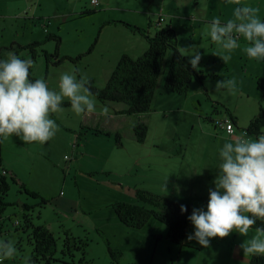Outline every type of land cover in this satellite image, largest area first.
<instances>
[{
	"label": "rangeland",
	"instance_id": "obj_1",
	"mask_svg": "<svg viewBox=\"0 0 264 264\" xmlns=\"http://www.w3.org/2000/svg\"><path fill=\"white\" fill-rule=\"evenodd\" d=\"M91 1L0 0V56L11 45L33 42H43L40 50L52 54L55 42L45 41V37L54 34L60 38V57L81 58L46 66L40 53L32 62L33 76L56 88L59 75L76 67L80 69L78 76L102 89L120 55L131 54L136 59L138 45L144 46L138 34L107 23L123 21L153 36L161 15L166 19L161 25L170 22L178 51L188 62L185 49L200 52L197 69L206 78L202 85L193 82L185 95L164 89L168 52L150 112L116 115L125 104L101 103L93 96L96 110L76 114L66 98L63 103L69 105L52 114L59 131L46 143H26L16 134L0 139V154L10 160L19 183L49 201L41 207L38 199L19 192L17 185L10 186L6 197L10 206L0 219V238L13 240L17 253L3 264H23V257L31 254L28 234L15 226V222L22 224L21 214L28 213L22 210L23 204L32 207L33 224L47 228L57 239L54 258L59 262L50 264H249L251 255L241 248L248 237L236 231L210 238L205 247L187 238L194 231L189 221L187 246L181 247L167 239L166 226L154 219L140 230L123 226L112 206L118 202L135 204L134 192L141 189L188 205L190 214L194 208L202 209L209 190L215 187L219 138L225 137L216 134L214 123L225 118L227 110L236 126L246 129L249 121L262 113L259 129L264 133V99L256 85L258 80L264 81V62L247 57L243 38L231 59L223 62V50L205 31L207 21L216 16L226 21L241 4L257 8V15L264 19V0H98L99 7H93ZM44 22L49 25L46 29ZM18 55L30 58L25 51ZM222 79L234 80L235 89L216 91V83ZM137 123L148 128L143 144L134 137ZM77 134L81 138L75 148ZM116 136L120 147L115 144ZM254 231L250 229L249 236ZM64 232L87 242L84 253L70 248V254L60 255ZM107 246L120 255L111 256Z\"/></svg>",
	"mask_w": 264,
	"mask_h": 264
},
{
	"label": "clouds",
	"instance_id": "obj_2",
	"mask_svg": "<svg viewBox=\"0 0 264 264\" xmlns=\"http://www.w3.org/2000/svg\"><path fill=\"white\" fill-rule=\"evenodd\" d=\"M257 12V8L241 4L234 8L232 18L224 21L216 16L206 22V35L223 50V62L231 59L241 38L247 57L264 62V19ZM185 52L192 68H197L200 52L195 48ZM31 67L30 58H21L14 51L0 56V139L16 134L26 143H46L59 131L52 114L63 111L66 98L76 114L96 110L87 77L77 75L79 68L62 72L57 87L50 88L44 78H30ZM235 87L234 80L222 79L215 90ZM103 112L107 114L108 109L105 107ZM218 159L215 187L209 190L206 205L194 208L187 217L194 226L187 238L207 247L210 238L236 231L248 237L241 244L245 254L264 255V227H256L249 236L251 226L264 219V134L253 138L242 133L226 139L218 150ZM180 211L185 212L186 206L181 205ZM16 253L13 240L0 238V264ZM23 264L34 261L26 255Z\"/></svg>",
	"mask_w": 264,
	"mask_h": 264
},
{
	"label": "trees",
	"instance_id": "obj_3",
	"mask_svg": "<svg viewBox=\"0 0 264 264\" xmlns=\"http://www.w3.org/2000/svg\"><path fill=\"white\" fill-rule=\"evenodd\" d=\"M110 23L122 25L130 33L138 34L147 44L144 53L136 59L127 54L120 56L104 88L98 89L94 86L92 80L88 81L87 86L91 93L101 103L125 104L126 108L123 111L116 112V115H142L150 112L168 52H171V54L163 77L164 89L176 95H185L188 93L190 85L193 82L199 83L200 85L203 84L206 76L197 68H192L187 58L180 54L176 46V33L170 24L161 25L163 23H159L158 19L156 31L153 36H150L144 28L136 27L123 21H111L107 24ZM45 39V41L55 42V49L52 54H47L40 50L43 42H33L26 46L16 45V47L11 45L6 50L14 51L16 54L25 51L30 55L32 62L41 53L45 59L46 66H59L64 61L75 62L81 58L80 55L76 58L60 57V38L54 34H48ZM30 78L35 79L32 74V67L30 69ZM263 83L264 81L260 80L256 82L257 89L262 93L261 100L264 99ZM68 105V103H63L65 107ZM260 111H262V108H260ZM224 114L225 118H228L236 125L235 119L231 118L227 110H225ZM261 114L249 121L245 129L249 135L257 136L263 134L259 129ZM217 124L218 127L222 128L219 126V122ZM133 133L136 142L143 144L148 133L147 125L137 123L133 127ZM80 138V134H77L74 141L75 148L78 147ZM115 144L117 147L121 146L117 136ZM11 185H17L19 192L24 193L26 196L38 199V205L41 207L49 203L48 200L41 198L37 193L28 190L24 184L19 183L12 172L10 173L5 170L0 154V219L7 206H10L6 202V197ZM134 194L136 199L135 204L118 202L112 206V210L119 223L127 228L140 230L150 220L154 219L166 226L167 239L171 243L181 247L187 246L185 242L186 229L189 222L187 217L190 215V207L188 205H184L186 206V211L182 213L180 211V206L183 205L182 203L163 195L141 189L135 190ZM22 210L28 211V213L23 212L21 214L22 224L15 222V226L20 228L23 233L28 234L27 243L32 247L30 256L34 263L44 262L45 264H50L51 262H59V260L54 258L57 252V239L54 238V235L47 228L33 224V217L31 215L32 207L23 204ZM258 226L264 227V219H258L257 223L251 226L250 229L255 230ZM63 243L64 249L60 251V255L63 257L65 256V252L70 254V248L84 253V249L87 246V242L73 238L65 232ZM107 251L111 256L116 254L120 255V252L111 249L109 246H107ZM81 261L82 259L79 260V262ZM64 264L66 263L64 262ZM249 264H264V255H251Z\"/></svg>",
	"mask_w": 264,
	"mask_h": 264
},
{
	"label": "crops",
	"instance_id": "obj_4",
	"mask_svg": "<svg viewBox=\"0 0 264 264\" xmlns=\"http://www.w3.org/2000/svg\"><path fill=\"white\" fill-rule=\"evenodd\" d=\"M161 16V15H160ZM160 16H158V18L160 17ZM164 17V16H163ZM164 21H165V23H166V19H164ZM47 22H44L43 23V27H44V29H46L48 26H47V24H46ZM168 24H170V22H167ZM170 26H171V24H170ZM172 28V27H171ZM144 41V46L143 45H138V49L140 50V52L139 53H136V54H138L139 55V57L144 53V51L146 50V48H147V44H146V42H145V40H143ZM122 54H126V53H122ZM121 54V55H122ZM120 55V56H121ZM128 55V54H127ZM129 56H131L132 57V55L131 54H129ZM120 58V57H119ZM133 58V57H132ZM135 58V57H134ZM126 107H123V108H121V109H119L118 111H116V112H120V111H123L124 109H125ZM116 112H115V114H116ZM230 116H231V114H230ZM231 118H233L232 116H231ZM235 119V118H234ZM252 120V119H251ZM220 121V120H219ZM219 121H217V122H219ZM210 123L212 122L213 123V121L210 119V121H209ZM217 122H215L214 123V125H213V128H214V131L216 132V134L217 135H222V134H224L225 135V137H222V138H219V141H221V146H222V144L225 142V140L226 139H231L232 138V136H234V135H240V134H242V133H247L246 131H245V129H239L236 125H237V123H236V120H235V123H236V125H234V123H233V126H234V135H228L226 132H225V130L223 129V128H220V127H218V124H217ZM220 129V130H219ZM220 132H219V131ZM260 132H262V131H260ZM248 134V133H247ZM249 135V134H248ZM249 136H252V135H249ZM258 136V135H257ZM256 136H254V138H255ZM217 141L218 140H215V143H217ZM1 143L3 144V142H2V140H1ZM1 155H2V163H3V166H4V168H5V170H7L8 172H14L13 171V169H11L12 167H11V162H10V160L4 155V153L3 152H1ZM184 156L182 155V158H183ZM15 174V173H14ZM208 178H209V176H208ZM210 179V178H209ZM150 222V221H149ZM148 222V223H149ZM148 225V224H147ZM5 262V261H4ZM3 262V263H4Z\"/></svg>",
	"mask_w": 264,
	"mask_h": 264
},
{
	"label": "built area",
	"instance_id": "obj_5",
	"mask_svg": "<svg viewBox=\"0 0 264 264\" xmlns=\"http://www.w3.org/2000/svg\"><path fill=\"white\" fill-rule=\"evenodd\" d=\"M91 2L92 4H94L93 7H99L100 5L98 0H92ZM158 19H159V23L164 22L162 16H160ZM219 126H221L228 135H234L233 123L228 118H223V120L219 121Z\"/></svg>",
	"mask_w": 264,
	"mask_h": 264
}]
</instances>
